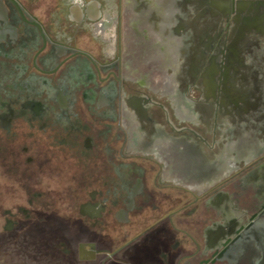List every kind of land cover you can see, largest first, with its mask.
I'll return each instance as SVG.
<instances>
[{"label": "flooded vegetation", "instance_id": "af4514ba", "mask_svg": "<svg viewBox=\"0 0 264 264\" xmlns=\"http://www.w3.org/2000/svg\"><path fill=\"white\" fill-rule=\"evenodd\" d=\"M235 1L264 11V0ZM233 17L218 24L182 92L168 66L181 59L182 0H0V175L29 180L19 185L35 209L19 206L21 219L59 218L38 188L68 169L76 212L62 219L76 223L80 261L264 264V140L231 154L232 170L183 168L188 151L197 166L198 150L211 161L230 153L225 110L209 94L219 58L255 61L264 95V29L246 33L255 46L235 44ZM145 209L155 214L140 231L105 232ZM4 215L0 235L21 221Z\"/></svg>", "mask_w": 264, "mask_h": 264}, {"label": "rangeland", "instance_id": "374dc122", "mask_svg": "<svg viewBox=\"0 0 264 264\" xmlns=\"http://www.w3.org/2000/svg\"><path fill=\"white\" fill-rule=\"evenodd\" d=\"M200 7V4L195 10L182 7V30L177 32V41H171V43L180 45L181 59L179 62H174L171 59L168 66L171 68L172 75L176 71V86L180 87L182 92L188 84L190 76L198 70L200 63L204 60L205 47L213 41L218 27L217 10H206ZM254 63L255 61H249L243 57L242 59L236 57L234 60L221 57L218 59L215 69L211 71L214 86L210 88V97L219 108L225 110L228 121L226 128L229 137L225 139V142L230 144L231 149L226 156L242 154L241 150H235L237 143L245 147L242 155L247 156L255 152L260 147V143L259 140L257 143L255 136H253L254 132H257L256 134L264 140V106L260 104L261 99H264L262 79L259 69L254 68ZM241 66L252 67L251 73L249 74L247 70L246 73L243 72ZM199 106L201 111L205 112L208 104L203 103ZM66 167L68 168V166ZM65 171L67 172L62 176H44L38 188L42 191H48L49 196L55 202L52 209L61 219L74 215L76 212V208L71 207V192L68 190L72 182V176L69 174L71 171L68 169ZM18 179L19 177L9 178L0 175V233L4 225L5 210L15 213L16 219L21 220L19 224L24 226L22 231L27 229L28 224L35 220L34 215L30 218V222L21 219L23 217L19 214V206L30 211H33L35 207L27 206L25 201L29 193L24 192L19 185V183L21 185L27 184L26 187H29V180L22 179L20 182ZM170 194L171 198L175 196L174 192H170ZM186 199L190 200L189 196ZM166 202L163 208L165 211L171 205V202ZM154 214L151 210L145 209L142 214L133 216L130 223L122 227L112 222L105 232L112 239L120 231L132 235L143 229L146 225L145 222H147L146 219ZM187 222L186 225L190 228V219H187ZM40 262L39 255L19 251L12 243L0 246V264H41Z\"/></svg>", "mask_w": 264, "mask_h": 264}, {"label": "trees", "instance_id": "16d2710c", "mask_svg": "<svg viewBox=\"0 0 264 264\" xmlns=\"http://www.w3.org/2000/svg\"><path fill=\"white\" fill-rule=\"evenodd\" d=\"M23 227L18 224L13 231L1 234L0 246L12 243L19 251L39 255L41 264H90L77 258L75 222L58 218L42 225L33 221L22 231Z\"/></svg>", "mask_w": 264, "mask_h": 264}, {"label": "water", "instance_id": "95a60500", "mask_svg": "<svg viewBox=\"0 0 264 264\" xmlns=\"http://www.w3.org/2000/svg\"><path fill=\"white\" fill-rule=\"evenodd\" d=\"M200 4V8L206 9V10H217L218 14L216 15V19L218 24L222 23V19L226 18L230 12L234 14L232 22H234L235 28V44L242 45L246 44L249 41L250 45H254L253 43L256 42V36H246V33H260L264 29V11L259 12L258 11V5L253 3H248L245 1H235V0H203L198 2ZM197 2L194 3L192 0H182V7L189 8L191 10H195L198 6ZM255 46V45H254ZM246 47L245 50L248 51L249 55H253L256 50V48ZM241 48H245L244 46ZM241 51V49H237ZM257 54V53H255ZM254 54V55H255ZM235 55H239L238 52H235ZM241 69L243 72L246 73V70L248 71L250 68L241 66ZM243 145L242 144H235V150L239 151ZM196 151V150H195ZM195 151H188L186 156L182 155L183 163L185 165L186 170L193 174L196 169L197 171L203 176L212 175L217 172L218 163L215 161H208L204 157V154L201 153V151L198 150V160H200V164L197 166L195 162H190L191 159L189 157H194L196 155ZM187 160V161H185ZM182 163V164H183ZM261 168H264V164L261 165ZM89 206L86 204H83L80 206V213L82 215H87ZM80 258H83L80 256Z\"/></svg>", "mask_w": 264, "mask_h": 264}, {"label": "crops", "instance_id": "0c3cea01", "mask_svg": "<svg viewBox=\"0 0 264 264\" xmlns=\"http://www.w3.org/2000/svg\"><path fill=\"white\" fill-rule=\"evenodd\" d=\"M255 133H257V132H255ZM257 134H253V136H255V139H256V141H258L257 139V136H256ZM233 145V144H232ZM244 149H245V147L244 146H242L241 147V151L242 152H244ZM229 158V156H223V157H216L213 161H215L216 160V162L218 163V168L217 169H219L220 167H222L223 168V170H232L233 168H234V166H233V162L235 161L234 159H232V162L228 159ZM208 161H211V160H208ZM182 167H183V164H182Z\"/></svg>", "mask_w": 264, "mask_h": 264}]
</instances>
